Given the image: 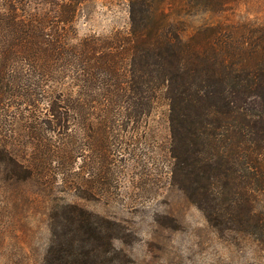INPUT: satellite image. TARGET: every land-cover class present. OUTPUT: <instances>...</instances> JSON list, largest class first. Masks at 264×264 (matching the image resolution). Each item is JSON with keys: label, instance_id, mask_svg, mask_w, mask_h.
Segmentation results:
<instances>
[{"label": "trees", "instance_id": "16d2710c", "mask_svg": "<svg viewBox=\"0 0 264 264\" xmlns=\"http://www.w3.org/2000/svg\"><path fill=\"white\" fill-rule=\"evenodd\" d=\"M127 1L128 32L81 35L87 0H0V176L50 185L42 264H133L128 229L55 184L119 192L161 107L170 185L221 236L264 245V28L189 33L182 15L220 1Z\"/></svg>", "mask_w": 264, "mask_h": 264}, {"label": "rangeland", "instance_id": "374dc122", "mask_svg": "<svg viewBox=\"0 0 264 264\" xmlns=\"http://www.w3.org/2000/svg\"><path fill=\"white\" fill-rule=\"evenodd\" d=\"M217 0H215L216 2ZM211 11L201 9L179 19L192 32L204 24L239 28H264V0H218ZM127 0H87L79 30L81 35L128 32ZM151 143L140 147L135 162L129 148V168L120 173L121 189L92 200L67 194L68 185L55 184L56 193L121 222L129 232L123 246L133 264H264V245L243 236H221L204 214L170 182L169 126L166 108H159ZM48 181V180H46ZM8 184L0 176V264H42L49 242L46 186ZM264 208V203H263Z\"/></svg>", "mask_w": 264, "mask_h": 264}]
</instances>
